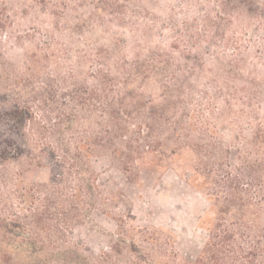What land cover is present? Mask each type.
<instances>
[{
  "label": "trees",
  "instance_id": "obj_1",
  "mask_svg": "<svg viewBox=\"0 0 264 264\" xmlns=\"http://www.w3.org/2000/svg\"><path fill=\"white\" fill-rule=\"evenodd\" d=\"M241 3L264 38V0ZM11 87L0 90V264H177L174 238L136 226L128 199L101 186L100 157L132 181L175 169L207 199L206 241L191 264H264V91L250 92V109H208L160 134L124 117L129 89L108 77L71 90L51 79ZM212 111L228 123H211ZM25 164L48 168V182L27 180ZM95 214L116 223L97 254Z\"/></svg>",
  "mask_w": 264,
  "mask_h": 264
},
{
  "label": "rangeland",
  "instance_id": "obj_2",
  "mask_svg": "<svg viewBox=\"0 0 264 264\" xmlns=\"http://www.w3.org/2000/svg\"><path fill=\"white\" fill-rule=\"evenodd\" d=\"M242 1L0 0V90L35 79L71 90L108 77L129 89L124 117L160 134L188 116L202 120L208 109H250V92L264 91V38ZM208 118L222 125L230 116L212 111ZM93 169L105 191L128 199L136 226L174 238L177 264L196 261L208 201L180 173L143 169L132 181L108 157L95 159ZM23 170L30 182L50 177L44 166ZM92 225L88 243L97 254L116 223L95 214Z\"/></svg>",
  "mask_w": 264,
  "mask_h": 264
}]
</instances>
